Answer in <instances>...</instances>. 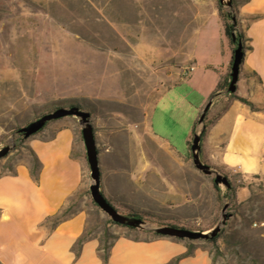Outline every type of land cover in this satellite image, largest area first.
I'll list each match as a JSON object with an SVG mask.
<instances>
[{"label": "rangeland", "instance_id": "374dc122", "mask_svg": "<svg viewBox=\"0 0 264 264\" xmlns=\"http://www.w3.org/2000/svg\"><path fill=\"white\" fill-rule=\"evenodd\" d=\"M227 45L219 0H0V148L13 136L16 144V130L40 115L78 105L91 115L101 187L114 207L150 226L206 231L229 202L232 216L216 244L182 240L208 250L212 264H264V227L253 226L264 220V180L213 166L234 185L235 199L225 197L224 185L217 191L195 168L188 144L222 77ZM243 75L236 93L248 86L239 84ZM63 128L73 135L81 184L65 214L47 223L83 212L87 235L102 244L153 237L110 222L94 203L77 117L51 120L26 138L0 158L2 172L29 165L26 146ZM241 187L249 189L244 201Z\"/></svg>", "mask_w": 264, "mask_h": 264}, {"label": "crops", "instance_id": "0c3cea01", "mask_svg": "<svg viewBox=\"0 0 264 264\" xmlns=\"http://www.w3.org/2000/svg\"><path fill=\"white\" fill-rule=\"evenodd\" d=\"M236 3L247 47L240 69L245 77H240L239 84H248L237 94L259 109L227 93L217 95L208 110L210 124L202 139V158L220 170L264 180V0ZM231 58L227 45L222 76ZM72 136L70 129L63 128L49 141L31 143L41 161L38 179L25 164L16 167V174L0 168V264H104L97 236H89L78 255L73 248L86 229L83 212L54 226L46 221L68 204L81 184V162L71 154ZM248 195L247 187L237 191L239 201ZM188 247L184 240L170 236L135 240L122 235L113 241L106 264H168ZM176 264H212V258L208 250L196 247Z\"/></svg>", "mask_w": 264, "mask_h": 264}, {"label": "water", "instance_id": "95a60500", "mask_svg": "<svg viewBox=\"0 0 264 264\" xmlns=\"http://www.w3.org/2000/svg\"><path fill=\"white\" fill-rule=\"evenodd\" d=\"M221 5H224L228 9V15L232 13V27H231V38L235 42V48L232 54V61L230 67V80L227 88L223 93H232L237 89V82L239 79V73L244 58L243 44L240 38L236 35L237 20L235 10L233 8L232 0H219ZM215 96L208 99L206 104L197 120L196 128L193 131V137L190 143V150L192 155V161L196 169L201 171L205 175L213 177V182L216 185H224L226 188L231 187V181L226 174L221 173L218 169L213 167L211 164L205 163L202 158V146L201 141L203 133L206 129L205 117L208 110L214 100ZM65 116H74L79 119L80 130L82 140L85 148L86 160L90 170V177L92 182L89 186L91 197L94 203L107 214L114 222L129 227L139 228L147 231H151L163 236H170L179 239H187L190 241L194 240H209L216 237L223 227L226 225L227 220L232 216L231 213L227 212L229 202H227L221 211V216L214 227L209 230H192L185 227H178L174 225H156L150 226L147 221L141 216L133 214H125L120 212L114 207L111 202L106 198L101 187V171L99 162V153L97 149L95 132L93 125L90 120V113L81 109L78 105H72L69 107L59 106L52 111L46 112L40 115L35 120H32L28 124L20 127L15 133H22L24 138H28L31 135L39 131L47 122L55 120ZM14 133V135H15ZM15 147V137L13 136V143L4 145L0 148V158L5 157Z\"/></svg>", "mask_w": 264, "mask_h": 264}, {"label": "trees", "instance_id": "16d2710c", "mask_svg": "<svg viewBox=\"0 0 264 264\" xmlns=\"http://www.w3.org/2000/svg\"><path fill=\"white\" fill-rule=\"evenodd\" d=\"M232 3H233V8L235 10V14H237V3H236V0H232ZM224 6L221 5L219 3V10L221 11V16L223 18V24H224V32H225V35L226 37L229 39V42L230 44L232 45V48H231V51H232V54H233V51H234V48H235V42H233L232 38H231V27H232V13L230 15L227 14V12L223 11V8ZM236 20H237V30H236V35L238 38L241 39L242 41V44H243V49L245 50L247 47H246V44H245V36L243 34V31L241 30L240 28V25H239V20L238 18L236 17ZM231 61H232V58H231ZM231 61H230V64H229V68L231 67ZM228 68V69H229ZM229 80H230V70L227 71V73L221 77V79L219 80L218 84H217V87L215 89V91L210 95V97L212 96H217L219 95L220 93H223L225 91V89L227 88V85L229 83ZM228 96L230 98H236L246 104H248L252 109H259V107L253 103L252 101L248 100L247 98H244L242 96H239L236 91L235 92H232V93H227ZM209 113V112H208ZM208 113L205 117V123H206V129L203 133V137L204 135L206 134V131H207V128L210 124V121L208 120ZM50 122V121H49ZM47 122L39 131H37L36 133L40 132L42 129H44L47 124L49 123ZM196 124L197 122L195 123V125L193 126V131L195 130L196 128ZM35 133V134H36ZM202 137V139H203ZM26 138H24L23 134L19 133L18 136L16 137V144H15V147L14 148H17L19 147L20 145H22V143L25 141ZM188 144H190V141L188 140ZM201 146H202V141H201ZM27 149L29 150L31 156H32V160L31 162H29V170L31 172V175L35 178V179H38V175H39V172H40V169H41V161L39 159V157L37 156V154L35 153V151L30 147V146H26ZM7 168H8V173H11V174H16V169L13 168L11 165H7ZM2 172V170H1ZM214 183V182H213ZM214 187L217 189V191L220 192V187L219 185H216L214 183ZM223 196L225 197H228V198H233L235 199L236 197V191H235V188H234V185L231 183V187L230 188H226V191L223 193ZM73 196H71V198L69 199V202L70 200L72 199ZM69 202L68 204L62 208L59 213L55 214V215H52V216H49L47 217L46 221H49V220H52V219H60L62 217L63 214H65V212L70 208L69 206ZM133 215H136L134 213H132ZM110 222L112 223H115V224H118L116 222H114L111 218L109 219ZM118 225H121V226H124V227H127L131 230H138V231H144V232H147V233H151L152 235L154 236H158L159 234L157 233H154V232H151V231H147V230H143V229H139V228H134V227H129V226H125V225H122V224H118ZM223 229L221 230V232L216 236V237H213L209 240H206L207 242H210V243H213V244H216L217 242V239L220 237V235L223 233ZM89 236L87 235L86 233V230L85 232L78 237L77 241L75 242V245H74V249L76 251V254L78 255V252H79V248L81 247L82 243L88 238ZM112 243L111 244H102V242L100 241L99 243V252H100V256L101 258L103 259V262L104 264L107 263L108 261V256H109V250H110V247H111ZM193 250H194V246L193 245H189L188 247V250L185 252V253H182V254H179L177 255L175 258H173L168 264H176L177 261L184 257V256H187V255H190L191 253H193ZM215 252L219 253V248L218 246L215 245Z\"/></svg>", "mask_w": 264, "mask_h": 264}, {"label": "built area", "instance_id": "2783aa9c", "mask_svg": "<svg viewBox=\"0 0 264 264\" xmlns=\"http://www.w3.org/2000/svg\"><path fill=\"white\" fill-rule=\"evenodd\" d=\"M191 69H193V67ZM253 226L254 227H264V220L260 222H254Z\"/></svg>", "mask_w": 264, "mask_h": 264}]
</instances>
